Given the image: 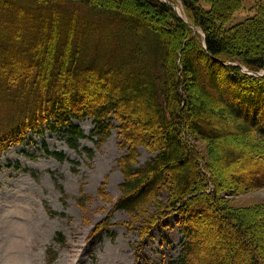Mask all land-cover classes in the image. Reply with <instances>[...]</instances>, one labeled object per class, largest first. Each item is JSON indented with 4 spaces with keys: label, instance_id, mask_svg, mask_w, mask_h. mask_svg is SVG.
I'll use <instances>...</instances> for the list:
<instances>
[{
    "label": "trees",
    "instance_id": "obj_1",
    "mask_svg": "<svg viewBox=\"0 0 264 264\" xmlns=\"http://www.w3.org/2000/svg\"><path fill=\"white\" fill-rule=\"evenodd\" d=\"M201 1L0 0V153L46 130L76 150L87 136L101 147L117 129L124 179L113 210L134 221L152 212L145 235L175 215L184 236L176 259L139 264H264V214L247 220L221 201L211 169L243 160L240 139L264 141V0L229 24L243 0ZM86 118L90 134L77 123ZM189 137L210 145L206 154ZM141 146L155 154L142 164ZM88 197L75 198L84 206ZM213 213L233 227L235 247L203 245L218 232L200 221Z\"/></svg>",
    "mask_w": 264,
    "mask_h": 264
},
{
    "label": "rangeland",
    "instance_id": "obj_2",
    "mask_svg": "<svg viewBox=\"0 0 264 264\" xmlns=\"http://www.w3.org/2000/svg\"><path fill=\"white\" fill-rule=\"evenodd\" d=\"M254 1L243 0L227 24L252 15L256 10ZM175 8L182 14L181 6ZM77 123L86 134L94 127L91 118ZM188 139L196 151L206 154L210 145ZM83 146L94 150L93 157L87 155ZM46 147L64 151L67 158L47 155ZM242 147L246 150L243 160L225 168L224 173L222 167L211 166L213 184L221 201L252 220L264 214V181L261 172H254L256 162L264 160V141L251 134L239 140L238 148ZM123 152L114 129L101 147L87 136L81 139L80 150H76L61 133L46 130L43 134L31 132L23 143L0 153V264H139L176 259L184 236L175 215L154 221L145 235L142 222L152 212L134 221L127 212L113 210L124 179L117 165ZM140 153L141 164L155 155L145 146L140 147ZM243 177L248 186L241 181ZM82 193L89 195L84 206L75 198ZM49 208L65 215L50 214ZM152 210L150 207L147 212ZM112 212L111 224L93 234L92 230ZM200 221L213 232L218 229L214 236H204L203 245L211 248L238 244L233 227L220 220L217 213ZM59 233L64 235L65 243L56 239ZM49 250L55 257L52 263Z\"/></svg>",
    "mask_w": 264,
    "mask_h": 264
},
{
    "label": "water",
    "instance_id": "obj_3",
    "mask_svg": "<svg viewBox=\"0 0 264 264\" xmlns=\"http://www.w3.org/2000/svg\"><path fill=\"white\" fill-rule=\"evenodd\" d=\"M195 28V30H197V28L196 27H194Z\"/></svg>",
    "mask_w": 264,
    "mask_h": 264
}]
</instances>
